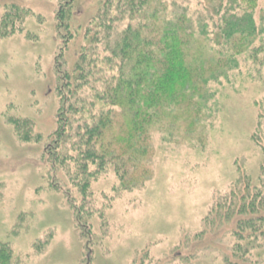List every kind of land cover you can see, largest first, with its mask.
Listing matches in <instances>:
<instances>
[{
    "label": "rangeland",
    "instance_id": "rangeland-1",
    "mask_svg": "<svg viewBox=\"0 0 264 264\" xmlns=\"http://www.w3.org/2000/svg\"><path fill=\"white\" fill-rule=\"evenodd\" d=\"M203 2L178 0L189 12L202 11ZM101 4L0 0V23L11 6L22 19L0 30V243L11 249L12 264H234V225L214 224L211 210L238 178L255 183L260 175L253 135L263 69L241 62L226 79L210 82L192 123L182 110L155 117L142 180L122 177L114 163L98 170L89 163L95 173L82 193L78 162L51 167L49 144L62 102L55 68L74 61L80 38L68 37ZM260 11L264 0H257ZM93 107L78 117L90 123ZM56 169L69 175L63 187L53 181ZM252 260L264 264V240Z\"/></svg>",
    "mask_w": 264,
    "mask_h": 264
},
{
    "label": "trees",
    "instance_id": "trees-1",
    "mask_svg": "<svg viewBox=\"0 0 264 264\" xmlns=\"http://www.w3.org/2000/svg\"><path fill=\"white\" fill-rule=\"evenodd\" d=\"M20 18L17 7L7 8L0 30ZM59 20L68 30L64 17ZM71 35L69 40L80 38L76 57L69 67L63 60L55 68L62 102L49 160L53 169L78 162L82 193L95 173L89 163L97 170L114 163L129 181L145 178L140 164L149 154L155 117L182 110L192 123L210 82L226 79L241 62L264 70V12L257 13V0H204L200 12H189L178 0H102L82 31ZM92 106L90 123L78 117ZM253 138L262 156L256 182L241 176L211 210L214 224L234 225V264H257L253 255L264 240V99ZM57 171L53 181L63 187L69 175ZM12 262L11 249L0 243V264Z\"/></svg>",
    "mask_w": 264,
    "mask_h": 264
}]
</instances>
